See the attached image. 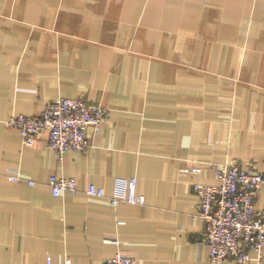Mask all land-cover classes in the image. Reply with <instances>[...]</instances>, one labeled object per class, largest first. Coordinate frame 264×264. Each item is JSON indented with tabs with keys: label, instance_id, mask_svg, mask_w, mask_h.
<instances>
[{
	"label": "crops",
	"instance_id": "1",
	"mask_svg": "<svg viewBox=\"0 0 264 264\" xmlns=\"http://www.w3.org/2000/svg\"><path fill=\"white\" fill-rule=\"evenodd\" d=\"M59 95L106 109L62 161L8 124ZM249 160L264 173V0H0V264H237L210 260L195 185ZM54 173L78 190L54 195ZM133 176L145 204H110Z\"/></svg>",
	"mask_w": 264,
	"mask_h": 264
},
{
	"label": "built area",
	"instance_id": "2",
	"mask_svg": "<svg viewBox=\"0 0 264 264\" xmlns=\"http://www.w3.org/2000/svg\"><path fill=\"white\" fill-rule=\"evenodd\" d=\"M106 109L84 97L71 98L56 96L38 114H14L8 124L16 127L26 146H33L40 134L47 136V142L56 152L60 161L70 149L86 150L92 144L90 131L97 132L102 126ZM219 179L217 185L196 184L199 196L197 217L205 224L204 242L212 262L234 261L248 264L253 253L262 258L264 251V208H257L256 198L264 183V173L258 172L255 163L233 161L216 166ZM13 180L20 178L11 174ZM31 184L34 182L31 181ZM51 191L61 195L65 191L76 192L75 177L52 174L49 178ZM87 192L95 197H105L103 187L91 183ZM110 204L121 203L143 205L146 196L137 190V178H117L114 190L108 196ZM120 244L119 239H112ZM45 264H52L48 257ZM66 264H71L68 260ZM101 264H138L136 257L119 249Z\"/></svg>",
	"mask_w": 264,
	"mask_h": 264
}]
</instances>
